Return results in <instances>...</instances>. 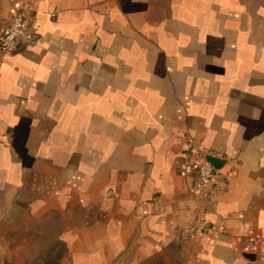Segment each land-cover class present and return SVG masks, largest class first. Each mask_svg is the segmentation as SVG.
<instances>
[{
	"label": "crops",
	"instance_id": "0c3cea01",
	"mask_svg": "<svg viewBox=\"0 0 264 264\" xmlns=\"http://www.w3.org/2000/svg\"><path fill=\"white\" fill-rule=\"evenodd\" d=\"M27 20L0 53V264H264V0H39Z\"/></svg>",
	"mask_w": 264,
	"mask_h": 264
},
{
	"label": "built area",
	"instance_id": "2783aa9c",
	"mask_svg": "<svg viewBox=\"0 0 264 264\" xmlns=\"http://www.w3.org/2000/svg\"><path fill=\"white\" fill-rule=\"evenodd\" d=\"M39 0H25L12 8L8 21L0 28V53H9L24 42L33 39L28 27V15ZM183 159L179 164L182 174L194 177L196 191L203 192L206 184L212 178L215 167L212 162L203 155L200 144L194 138L188 137L183 143ZM211 226L207 220L198 215L181 230V235L186 238L197 229L208 230Z\"/></svg>",
	"mask_w": 264,
	"mask_h": 264
}]
</instances>
